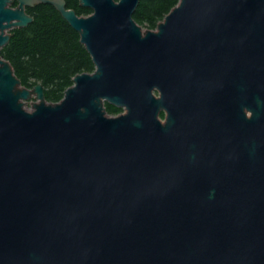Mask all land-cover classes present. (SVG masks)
I'll list each match as a JSON object with an SVG mask.
<instances>
[{"label":"water","instance_id":"obj_1","mask_svg":"<svg viewBox=\"0 0 264 264\" xmlns=\"http://www.w3.org/2000/svg\"><path fill=\"white\" fill-rule=\"evenodd\" d=\"M78 1L0 0V52L47 3L95 65L53 103L0 54V264H264V0Z\"/></svg>","mask_w":264,"mask_h":264},{"label":"trees","instance_id":"obj_2","mask_svg":"<svg viewBox=\"0 0 264 264\" xmlns=\"http://www.w3.org/2000/svg\"><path fill=\"white\" fill-rule=\"evenodd\" d=\"M180 0H140L134 19L143 27L155 29ZM18 4L14 2V6ZM67 7L79 15L92 10L82 7L78 0H67ZM34 17L26 27L11 30L10 41L1 49V56L9 60L22 84L32 88L42 83L48 102H58L73 84L75 75L93 72L95 65L81 42L80 34L67 22L57 8L40 3L26 7ZM109 113L119 108L107 103Z\"/></svg>","mask_w":264,"mask_h":264},{"label":"flooded vegetation","instance_id":"obj_3","mask_svg":"<svg viewBox=\"0 0 264 264\" xmlns=\"http://www.w3.org/2000/svg\"><path fill=\"white\" fill-rule=\"evenodd\" d=\"M145 28V27H144ZM153 94L156 98H160L161 97V91L158 87H155L154 90H153ZM174 106V105H173ZM107 108V107H106ZM117 108V107H116ZM122 110V113L125 112L124 108L121 109ZM108 112V110H107ZM119 112V111H118ZM116 114H120L119 113H116ZM158 118L160 119V121L162 123H165L167 121V118H168V110L165 109V108H162L158 114Z\"/></svg>","mask_w":264,"mask_h":264},{"label":"rangeland","instance_id":"obj_4","mask_svg":"<svg viewBox=\"0 0 264 264\" xmlns=\"http://www.w3.org/2000/svg\"><path fill=\"white\" fill-rule=\"evenodd\" d=\"M144 28V27H143ZM36 99L33 97V98H31V99H29L27 102H26V105H25V107H26V109H28V110H32V102L33 101H35ZM120 113H122V110L120 109V111H119ZM119 112H117V113H119ZM108 114L109 115H118V114H114V113H109L108 112Z\"/></svg>","mask_w":264,"mask_h":264}]
</instances>
